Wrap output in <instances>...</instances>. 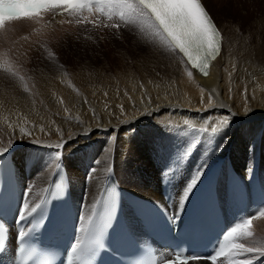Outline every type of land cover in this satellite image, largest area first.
Segmentation results:
<instances>
[{
	"label": "bare ground",
	"instance_id": "bare-ground-1",
	"mask_svg": "<svg viewBox=\"0 0 264 264\" xmlns=\"http://www.w3.org/2000/svg\"><path fill=\"white\" fill-rule=\"evenodd\" d=\"M216 1L222 7L230 8V18L223 20L214 11L212 12L213 9L209 6L208 1L203 0L204 6L209 12H212L210 14L223 35L222 51L210 65L207 76L193 70L192 76L189 77L185 65L178 63L179 57L170 59L159 54L145 55L142 48L136 47L134 35L129 32L127 35L125 33L126 36H121L123 41L121 46H126L125 48L129 49L127 51L129 55L126 61H121L120 67H126L117 71L115 77H104L103 90L96 88L91 92L89 102L91 117L86 118L77 111L83 106V97L80 94H77L75 98V108L66 110V114L74 121L77 132L74 138L65 144L62 158L67 173H69L73 202L78 215H80L82 203L86 208H90V203L94 202L93 198L99 194L105 182L106 170L113 167L116 175L115 169L119 173L122 167L123 152L119 148V143L108 138L107 148L94 147L96 143L97 145L102 143H99V139L107 136L110 127L114 128L116 134H122L125 137L142 129L146 124L162 121L182 127L187 121L190 127L198 130L206 126L205 121L209 125H215L224 116L229 115L230 109L231 113L236 115L232 117L229 126L215 135L212 144L205 143L203 151L196 155L192 163L183 166V170L180 169L176 174L177 177L175 174L170 177L175 191V199L181 195L194 172L203 165L205 160L208 169L218 158L230 161L248 183L252 182V176L258 164L264 186V154L256 155L255 149L258 132L264 133V16L259 9L262 0ZM62 17L64 16L55 17L50 22H56ZM94 20L101 21L100 18H94ZM74 21L76 22V20ZM12 23H18L19 27L25 26L27 30L30 28L27 26V20L11 21L5 28L15 25H11ZM2 30L0 29V32ZM1 37L0 40H2ZM129 38L130 44L127 40ZM140 39L144 41L143 37ZM202 88L204 89L203 93H201ZM65 97L67 96L63 93L62 99ZM20 103L21 105L16 103L14 107L9 106L8 108L0 103L3 106L0 108V127L9 129L8 131L2 129L0 137L6 138L13 135L9 141V143L12 142L11 147L3 154L13 155L20 191L24 187L27 188L26 185L29 183L32 185L29 198L32 200L36 195L33 193V187L35 185L38 187L37 193L40 197L49 184L54 167L53 163L52 167L46 168L49 150L54 152L56 150L44 145L59 143L56 139H44L37 129L44 128L53 134L63 123L55 115L47 114L44 111L46 108L42 109L43 114L52 121H56L53 125L46 121L41 123L36 117V108L29 107V103L26 102L20 101ZM209 103L215 107L205 111ZM245 108L252 111L245 115ZM56 112L58 117L63 116L62 108ZM145 112H149L151 115H142ZM96 118L102 120V123L92 126L86 124L87 120ZM107 120L110 124H105ZM125 120H129L131 123L123 124L122 121ZM162 128L167 130L164 126ZM227 130L231 132L229 137L225 136ZM28 137L31 138L32 147H37L40 150L33 155L27 150L29 141L26 139ZM37 140L40 141V144L35 143ZM9 143L0 140L2 147H7ZM85 145H92L93 151L83 160L79 155L84 151ZM214 148L218 150L217 153L214 152ZM96 160H100L101 163L108 161L103 173L97 171ZM27 166L31 169V177L28 180L24 177V169ZM252 166L253 171L249 176L247 170ZM93 167H96V173L91 178V184L88 183V186L85 187L80 182L81 175H86L88 169ZM158 167V174L159 171L163 172L168 168L164 162H159ZM207 169H205V174ZM131 175L133 179H122L121 177L118 179L124 189L156 202L161 201L160 181L162 176H155L156 172H154L153 177H157L158 180H154L150 184L147 178H138L132 171ZM229 183V170L225 161L218 180L219 196L226 210L223 209L224 212L226 214L227 212L232 214L236 212V216L241 218L246 214L253 213L259 204L248 207L245 212L239 211L234 205V196ZM125 216L129 228L138 235V222L127 207ZM260 220V218L254 219L252 228ZM260 233L264 235V231Z\"/></svg>",
	"mask_w": 264,
	"mask_h": 264
},
{
	"label": "snow or ice",
	"instance_id": "snow-or-ice-1",
	"mask_svg": "<svg viewBox=\"0 0 264 264\" xmlns=\"http://www.w3.org/2000/svg\"><path fill=\"white\" fill-rule=\"evenodd\" d=\"M0 4H3L8 9L5 13L8 19L4 20L3 24L0 25V29H4L11 21L28 19L39 22L45 14L60 11L70 17H74L76 23L81 27L92 24L93 27L99 26L116 30L123 28L129 31L134 35L136 47L142 48L145 55L159 54L170 59L179 57L178 63L185 65L189 77L192 76L193 70L207 76L210 71V65L220 55L223 47L222 32L204 6L203 0H0ZM21 6H23L24 10L18 11ZM94 8L107 17L108 23H104L101 20L97 24L95 20H90L88 16L81 19L85 11L91 15ZM141 37L147 42L142 41ZM48 58L54 60L56 57L54 53L49 52ZM0 68L12 75H18V72L6 60L0 62ZM20 79L23 80V77H20ZM203 91L204 89L202 88L201 93ZM213 107L215 106L209 103L205 111ZM250 111L252 110L245 108V115ZM142 115H151V113L145 112ZM235 115L229 109V115L224 116L215 125H209L205 121L206 126L198 129L201 136L191 138L188 145L174 157L171 165L165 170V180L167 181L171 176L179 173V170L190 158L193 150L201 142L205 134H207V139L210 143L211 138H214L216 134L229 126L232 117ZM122 123L129 124L131 121L125 120ZM187 123L185 121V124ZM162 126L168 131L185 135L183 129L178 125L165 124ZM21 131L23 132V130ZM25 135H28V133H25ZM109 139L115 140V137H109ZM225 140H227V137H225ZM67 142V140L62 138L55 145H44L56 150L53 153L54 158L51 160L56 171L62 169V156ZM35 143L40 144V141L37 140ZM11 145L12 142L7 147L0 148V154L6 152ZM100 163V160L95 161V165ZM52 166L53 164L49 163L46 168ZM205 169H207L206 160L194 172L181 195L173 201L167 211V218L173 225L181 222V215L189 195L204 177ZM251 171L252 169L249 168L248 173L251 174ZM106 172L110 176L113 168L109 167ZM95 173L96 167L90 169L85 178L86 182L93 178ZM116 187V185L108 184L102 192L93 198L94 202L90 208H86L84 203H82L77 236L70 249L68 264H72L73 259L79 258L80 249L84 246L92 243L98 244L100 242L98 233L111 226L116 212L115 201L118 196ZM31 188L32 185L29 183L25 189V199L21 204L18 220L31 216L45 202L47 196L43 197L40 203L30 204ZM62 194L61 185L57 184L56 191L52 193V196L55 197ZM101 205L104 206L103 211L100 210ZM258 214L264 216V209H261ZM254 219L255 216H249L228 229L212 254L189 255L184 252H177L174 258L165 260L164 264H193V262H196V264H209V262L210 264H223L224 261H227L228 264H255V261L264 257V241H257L254 238V232L252 231ZM93 233H97L94 238ZM25 235L26 229L20 228L17 232V241L21 242L19 244L21 254L24 250L22 241Z\"/></svg>",
	"mask_w": 264,
	"mask_h": 264
},
{
	"label": "rangeland",
	"instance_id": "rangeland-1",
	"mask_svg": "<svg viewBox=\"0 0 264 264\" xmlns=\"http://www.w3.org/2000/svg\"><path fill=\"white\" fill-rule=\"evenodd\" d=\"M207 1L213 9L212 12L214 11L223 20L230 18V8L222 7L216 0ZM259 9L264 16V0H262ZM100 20L108 23L106 16H102ZM62 21L63 23H61ZM69 21L71 20L63 18L56 20V22L40 24L37 28L34 27L35 24L28 23L27 26L30 27L28 30L25 26L20 25L21 27H19L18 23H12L11 25H15L0 32V36H2V40H0V62L8 61L9 65L18 72V75H12L0 68V103L5 108L14 107L16 103L21 105L20 101L29 103V107L37 109L36 117L41 123L46 121L48 124L53 125L56 120L52 121L43 114L42 109L46 108L44 111L47 114L50 116L52 114L55 115L59 120H62L63 124L53 134L44 128H39L37 131L44 139H56L58 142L62 138L70 141L77 132L74 121L66 114L67 109L75 108L77 94L83 97V106L77 109L78 113L90 118L92 114L89 103L91 92L96 88L103 90L104 77H115L117 71H121L122 68L126 67H120V65L121 61H126L129 55L127 53L129 49L125 48L126 46H121V43H123L121 36H126L129 31L123 28L116 30L99 26L93 27L92 24L81 27L79 24L74 25L72 21L71 23ZM99 22L96 23L99 24ZM127 40L130 44V38ZM49 52L54 53L56 57L54 60L48 58ZM20 77H23V80ZM63 93L68 98L62 99ZM2 105L0 108L3 107ZM61 108L63 116L58 117L56 110ZM96 123L101 124L102 120L96 118L86 121L89 126ZM166 123L169 122L162 121L146 124L142 129L134 131L127 137L122 134H116L114 128L110 127L106 134L107 136L99 139V143H102H98L99 145L96 143L93 146L105 149L109 144L107 143L108 138L115 137L113 141L119 143V148L123 152L122 167L119 173L115 169L118 179L120 177L122 179H133L132 171L138 178H147L148 182L152 184L154 180H158L157 177L153 176L154 172H156L155 176L159 175V162H164L169 167L174 157L188 145L191 138L201 136L196 128L190 127L185 123L184 127L178 125L183 129L185 135L165 130L162 125ZM105 124H110V122L107 120ZM2 129L5 131L9 130L8 127H0V131ZM230 133L227 130L225 136L229 137ZM258 135V141L255 145L256 155L264 154V133L258 132ZM12 136L0 137V140L9 143ZM213 140L214 138H211L209 143L205 134L183 166L192 163L196 155L203 151L204 144H212ZM26 141H29L28 152L35 154L40 151L37 147H32L30 137ZM104 143L105 145H103ZM0 148H2L1 145ZM161 148L164 150L166 148L169 149L167 152L163 151L150 159L151 155L154 152L159 153ZM83 149L84 151L79 156L84 160L88 155H91L93 148L92 145H85ZM217 151L214 148V152L217 153ZM53 153L54 151L49 150L47 165L49 163L53 164L51 161L54 158ZM159 155H162L159 161L150 162V160L158 159ZM163 157L167 159H163ZM107 164L108 161L100 163L97 171L103 173ZM251 169L253 171V166ZM247 174L251 175L248 170ZM24 177L27 180L31 177V169L28 166L24 169ZM85 178L86 175L82 174L80 182L86 187L88 184H85ZM91 182L92 180L90 179L88 183L91 184ZM37 191L38 187L35 185L33 193L36 195L32 200H29L30 204H34L39 198ZM91 204L92 202L89 207H91ZM259 218L261 219L260 222L255 223L252 231L257 241H264V235L260 233L264 231V216ZM261 259L260 263L264 264V257H261ZM224 262L228 264L227 261Z\"/></svg>",
	"mask_w": 264,
	"mask_h": 264
}]
</instances>
